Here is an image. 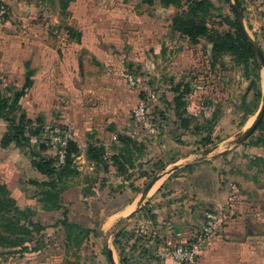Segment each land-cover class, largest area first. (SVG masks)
Returning <instances> with one entry per match:
<instances>
[{
	"label": "crops",
	"instance_id": "crops-1",
	"mask_svg": "<svg viewBox=\"0 0 264 264\" xmlns=\"http://www.w3.org/2000/svg\"><path fill=\"white\" fill-rule=\"evenodd\" d=\"M138 1L143 5L142 0ZM156 3L160 5L159 0ZM95 6L94 0H75L65 16L59 11L61 18L77 26L63 27L66 38L56 42L52 35L58 32L41 27H34L18 42L0 35L5 40L0 39V95L9 99L11 105L15 95L24 92L15 112L17 124L24 118L23 123L31 127L67 126L80 148L76 162L79 175L70 179L61 205L68 211L70 223L94 233L79 249L69 252L61 239L63 249H55L61 252L55 255L78 264H88L89 258L94 262L91 264H121L114 237L118 227L126 223L128 230L146 236L147 243L155 238L165 244L155 254L160 261L152 264H176L161 255L163 246L188 243L197 233L193 230L203 233L207 216L213 213L220 216L222 226L196 264H264V182L259 184L255 178L242 175L244 181L228 185L223 180L224 172L217 168L224 156L196 162L194 155L185 154L165 172L168 175L160 182L161 186L142 207L148 206L157 215V223L142 209L131 221H125L136 208V190L142 189L144 179L132 185L123 182L112 159L122 149L117 138L124 133L128 114L136 103L137 95L128 87L129 78L146 65L141 54L146 37L151 35L155 41L161 28L149 31L148 27L140 26L150 19L147 14L140 17L133 10L125 18L127 23L134 24L117 26L116 19L122 17L115 11L99 12ZM161 12L170 14L164 8ZM100 14L113 25H97ZM8 130L9 123L0 118V141ZM37 144L33 139L31 152ZM92 146L106 150L105 169L87 159V150ZM44 152L43 158L55 155L48 146ZM33 161L31 153L15 143L0 147V186H6L21 210L34 211L35 221L53 225L63 219L64 210L44 209L40 185L48 178L37 171ZM195 164L192 172L177 173ZM177 166L181 168L175 171ZM144 244L139 243L138 247ZM49 251H44L32 264L46 261L51 257L47 255Z\"/></svg>",
	"mask_w": 264,
	"mask_h": 264
},
{
	"label": "rangeland",
	"instance_id": "rangeland-1",
	"mask_svg": "<svg viewBox=\"0 0 264 264\" xmlns=\"http://www.w3.org/2000/svg\"><path fill=\"white\" fill-rule=\"evenodd\" d=\"M94 1L97 11L109 12L114 11L115 8V13H119L120 17L123 16L119 20L116 19L117 26L133 25L134 22L127 23L125 18L133 10L140 17L147 14L150 19L140 23V26L148 27L149 31L153 28H161V34L155 35V41H152V36L148 35L146 40L144 39L146 44L142 45V48L140 47L143 49L141 54L146 65L144 68L137 69V75L131 78L133 82L140 79L139 85L133 87L128 84L129 89L134 91L137 98L128 114L123 134H130L134 140L143 144L144 155L135 161V169L127 170L128 172L125 174H119V177L129 185L144 179L141 185L142 189L136 190L134 206L136 207L138 196L152 179L171 170L174 167L173 164L185 154L187 156L194 155L196 162L204 159L217 160L224 156L218 162L217 168L220 173L224 172L223 180L227 181L228 185L232 182L244 181L242 175L255 178L256 183H263L264 121L261 124L263 128L259 127L246 142L237 147L233 142L251 127L262 107L264 70L260 67L261 99L258 108L255 114L246 117L247 109L254 108L255 91L250 89L254 80L252 72L250 73L245 65L239 64L236 57L231 54L214 55L212 53L213 45L208 39L203 38L193 43L189 38L172 31V18L188 11L187 0L183 1L180 8L167 9L170 14H163L162 7L158 3L153 7H147L141 5L138 0ZM238 1L241 6L244 27L264 54V0ZM129 2L130 4H127ZM211 2L213 9L206 20L212 31V36L220 39L225 38L226 35L235 36L234 23L237 17L235 9H233L234 1L230 0V3H226L211 0ZM126 5L131 6L132 9L126 8ZM0 6H4L8 10V19L5 24L0 26V35L11 42L23 41L34 27L48 28L53 33L58 32L57 35H52V39L56 42L66 38L63 27L70 24L74 27L77 26L71 20L61 18L56 0H3L0 1ZM118 8L128 11V13L125 14L121 11V14L116 11ZM97 23L101 27L113 25L104 14L97 16ZM140 39L141 37L138 40ZM5 40L1 39L2 42ZM177 87L182 90L178 96H181L184 104L180 112L183 113L182 117L189 121L188 130H184L181 120H176L179 132L185 137L183 145L178 144L175 136L169 130L170 119L173 117H171L172 113L169 107L165 104L168 98H173V90ZM141 104L147 108L153 129L138 122L135 117V111ZM211 120L215 122L211 135L213 144L204 148L198 144L208 136L210 127L208 122ZM260 139L263 142L262 145L254 146L253 144ZM213 150L215 151L204 155L205 152ZM35 152L37 156L41 157L45 153L39 148H36ZM120 152H117L115 156H118ZM129 167L126 166V169ZM86 169L88 170L87 167ZM134 176L137 179H134ZM160 182L153 190L152 195L161 186ZM170 247L163 246L164 249ZM58 253L61 252L52 249L47 252V255L54 257ZM32 261L34 260H23L20 257L8 260L0 257V264H32ZM41 261L40 264L46 263L43 259ZM87 262L91 264L93 260L91 261L89 258Z\"/></svg>",
	"mask_w": 264,
	"mask_h": 264
},
{
	"label": "trees",
	"instance_id": "trees-1",
	"mask_svg": "<svg viewBox=\"0 0 264 264\" xmlns=\"http://www.w3.org/2000/svg\"><path fill=\"white\" fill-rule=\"evenodd\" d=\"M56 1L59 5L61 15L65 16L75 0ZM156 1L157 0H142V3L143 5L153 7ZM159 1L162 8L170 9L180 8L184 0ZM187 1L189 4L188 11L172 18V31L179 33L183 37L189 38L193 43L206 38L213 45L212 53L214 55L228 53L236 57L239 64L245 65L250 73L252 72L253 74L254 80L251 83L250 89L255 91L254 108L251 110L247 109L246 117L255 114L259 100L261 99V91L259 87L261 82L260 65L252 46L245 38L238 20L236 19L234 23L235 36L226 35L223 39L216 38L212 36V31L209 29L206 20L210 11L213 9L211 0ZM217 1L230 3V0ZM2 8L6 7L0 6V10ZM113 10L115 11V8ZM116 11L120 13L122 11V13L125 14L128 13V11L123 10L122 8H118ZM5 19L7 20L8 16H6ZM138 82L139 81L136 83ZM28 87H30L29 84ZM181 91L180 87L173 90V98H168L165 104L169 107V110L172 113L171 117H173L170 119L169 130L175 136L178 144L183 145V138L185 137L179 132L176 120H181L182 128L184 130H188L189 121L184 119V117H182L183 113L180 112L181 107L184 105L181 96H178ZM23 94V91L17 93L11 105H9V99H3L0 95V118L9 123L8 134L0 141V147L7 148L15 143L17 147L30 152L31 156L34 158L33 166L38 172L48 178L47 182L40 185V187L43 188L40 196L41 202L44 203V209L46 211L64 210L65 208L61 205L62 195L69 188L68 183L70 179L79 175L76 162L80 156V148L74 140L70 141L66 152L65 163L60 166L55 157H38L35 154L36 149L31 152V142L33 139H36L38 142L37 149L42 142L49 147V140L45 137V129L42 128L43 126L31 127L30 124L23 123L24 118H22L20 124H17L15 112L17 111L18 101ZM164 120H167V118H164ZM208 125L210 126L208 136L203 138L198 144L204 148L213 144L211 135L213 133V127L215 126L214 120L209 121ZM260 128H263V125H261ZM197 130H199V128H197ZM117 140L122 145V149L118 156L113 157L112 161L113 165L119 171L118 173L125 174L128 172L127 170L135 169V161L144 155V146L134 140L130 134H122L118 136ZM262 143L263 142L260 139L253 145L260 146ZM86 156L89 161L96 165V167H103L105 169L106 150L104 148L92 146L88 148ZM258 160L261 161L260 159ZM126 166L130 167L126 169ZM195 167L196 165L186 166L180 169L177 173L186 171L192 172ZM135 178L136 177L134 176V179ZM142 211L146 212L148 217L153 222L157 223V215L153 214V211L149 209L148 206L144 207ZM63 216V219L57 221L53 225H45L41 221H35L36 213L30 209L21 210L16 205V201L12 199L6 186H0V257L6 260L17 257H20L23 260H35L44 251L63 249L62 244L68 252L75 248L79 249L94 231L70 223L67 210H64ZM193 232L197 233H194L191 241L177 246H190L197 244L202 238V231L193 230ZM146 238V236L138 234L134 230H128L126 228V223H123L118 227L114 237V246L119 251L121 264H152L155 261H160V257L155 254L158 251V248L165 244L162 242H156L155 238H150L147 243ZM61 239H63L62 244L60 243ZM142 242H145V244L139 248L138 245ZM150 242H153L154 245H150ZM138 252L139 254L136 256V253ZM45 264L78 263L71 262L61 256H54L47 260Z\"/></svg>",
	"mask_w": 264,
	"mask_h": 264
},
{
	"label": "built area",
	"instance_id": "built-area-1",
	"mask_svg": "<svg viewBox=\"0 0 264 264\" xmlns=\"http://www.w3.org/2000/svg\"><path fill=\"white\" fill-rule=\"evenodd\" d=\"M6 16H8V10L2 8L0 10V26L6 23ZM129 82L133 87L137 86V83L133 82L131 78H129ZM135 117L138 122L153 129V126L151 125V117L148 115L147 108L143 104L139 105L136 109ZM45 136H48L49 147L54 151L58 165H63L66 159L68 144L70 141L74 140L73 131L67 126H57L54 128L48 127L45 129ZM206 223L202 238L197 244L165 248L161 255L170 258L176 264H196L207 244L222 226V219L220 216L212 214L207 216Z\"/></svg>",
	"mask_w": 264,
	"mask_h": 264
},
{
	"label": "water",
	"instance_id": "water-1",
	"mask_svg": "<svg viewBox=\"0 0 264 264\" xmlns=\"http://www.w3.org/2000/svg\"><path fill=\"white\" fill-rule=\"evenodd\" d=\"M234 4H233V8L235 9V14L238 20V23L240 24V27L245 35V38L248 40V42L250 43V45L252 46V49L256 55V58L259 62L260 67L264 70V55L262 53V50L260 48V46L255 43L252 38L248 35L245 27H244V23L242 21V13H241V6L238 0H233ZM264 121V101L262 104V107L259 111V113L257 114L253 124L251 125V127L246 130L245 132H243L241 135H239L235 140H234V146H240L241 144H243L244 142H246V140H248L261 126V124ZM39 149L44 151L47 149V145L45 143H41L39 146ZM213 151H207L204 153V155H208ZM41 157V156H38ZM181 167L177 166L174 170L178 171ZM168 175V173H164V174H160L155 176L152 181L147 185V187L143 190V192L138 196L137 200H136V208L135 210L126 218V222L131 221L134 216L140 212V210L142 209V207L145 205L147 199L151 196L154 188L156 187V185L162 181L166 176Z\"/></svg>",
	"mask_w": 264,
	"mask_h": 264
}]
</instances>
